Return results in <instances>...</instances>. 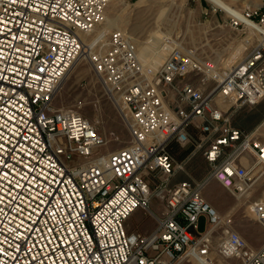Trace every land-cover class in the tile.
Returning <instances> with one entry per match:
<instances>
[{
    "label": "built area",
    "instance_id": "obj_1",
    "mask_svg": "<svg viewBox=\"0 0 264 264\" xmlns=\"http://www.w3.org/2000/svg\"><path fill=\"white\" fill-rule=\"evenodd\" d=\"M109 3L0 0V264H182L190 254L212 264L218 233L225 264H264V244L249 245L203 192L215 178L244 196L264 178V135L233 118L264 100V0L229 14L232 28L254 23L259 34L231 66L172 33L164 60L147 62L118 27L87 52L81 33L102 24ZM86 52L130 131L112 151L80 105H54ZM173 143L203 155L209 175L169 184L187 164ZM139 208L156 219L148 233L128 228ZM251 210L264 225V197Z\"/></svg>",
    "mask_w": 264,
    "mask_h": 264
},
{
    "label": "rangeland",
    "instance_id": "obj_2",
    "mask_svg": "<svg viewBox=\"0 0 264 264\" xmlns=\"http://www.w3.org/2000/svg\"><path fill=\"white\" fill-rule=\"evenodd\" d=\"M260 3L261 0H110L105 13L118 19L119 24L112 25V28L126 30L140 47L148 51L150 58L145 60L147 62H150L151 58H154L156 64L164 60L170 46L162 44V36L172 33L182 38L187 45L197 46L203 56L213 57L220 60L224 66H231L249 52L258 37L253 40L255 30L232 28L229 25V14L239 12L244 7L258 6ZM104 26L103 21L92 31L93 36L90 38L99 34ZM110 29L108 28V31ZM244 38L249 39L250 43L241 52L238 49L245 41ZM79 58L71 67L55 97L54 105H80L82 113L106 137L108 142L104 151L126 146L131 140V135L117 100L107 93L88 58ZM233 118L236 125L245 129L259 128V133L264 135V100L252 108H240ZM173 150L177 162L187 159L188 163L184 169L177 170L176 175L198 181L209 175V164L203 155L198 153L190 156V148L178 143L172 145V153ZM154 180L157 181L156 178ZM203 192L208 202L222 217L230 219L232 227L249 245L258 248L264 244V225L254 217L251 210L255 200L264 197V178L257 182L248 198L237 197L231 189L215 178L207 180ZM230 204L236 206L229 210ZM159 205L158 200H153V208L156 209ZM135 212L127 222L128 227L133 223L139 229L151 223L152 217L147 210L139 208ZM207 226L206 217L203 215L199 219L198 231H205ZM220 238L221 233H218L212 241V253L216 258L214 264L225 262L218 252ZM199 263L198 258L191 254L182 262Z\"/></svg>",
    "mask_w": 264,
    "mask_h": 264
},
{
    "label": "bare ground",
    "instance_id": "obj_3",
    "mask_svg": "<svg viewBox=\"0 0 264 264\" xmlns=\"http://www.w3.org/2000/svg\"><path fill=\"white\" fill-rule=\"evenodd\" d=\"M111 16V15H110ZM108 14H106L105 13V15H104V18H103V21H104V23H105V26L101 29V31L99 32V34H97L96 36H94L92 39L90 38L91 36H93V33H92V31H89V32H82L81 33V37H82V39H83V41H84V43H85V49H86V51L88 52V51H90L91 50V48H93V46L95 47V45L97 46H99V45H101V48H104L105 46H106V41H107V39H106V33H107V31H108V28H112V27H114V26H112V25H116V24H119V22H118V19L116 20V19H114V18H112V17H110ZM250 29L251 30H255V24L254 23H251L250 24V27H249V31H250ZM256 31V30H255ZM256 34H255V36L253 37V40H254V38L255 37H258L259 36V34L257 33V32H255ZM248 37V36H247ZM247 37H245V38H247ZM244 38V39H245ZM251 39V38H250ZM136 42V41H135ZM249 43H250V40L249 39H245V41L244 42H242V44H241V46L239 47V49L238 50H240L241 52H242V50L245 48V46L247 45H249ZM136 44H137V46H138V51H139V54H140V56L142 57V59L143 60H146L149 56H148V51H146L144 48H142V47H140L139 45H138V43L136 42ZM87 52L86 53H83L81 56H83V58H88V55H87ZM238 52V51H237ZM238 55V54H237ZM80 56V57H81ZM233 56V55H232ZM231 56V57H232ZM150 58V57H149ZM233 58V57H232ZM80 59V58H79ZM152 60H150V62L151 63H153V64H156L155 63V60H154V58H151ZM237 60V59H236ZM79 62V61H78ZM159 64V63H158ZM74 65V64H73ZM72 65V66H73ZM76 66V65H75ZM71 69V68H70ZM70 71V70H69ZM69 73V72H68ZM68 75V74H67ZM66 78H67V76H66ZM65 78V79H66ZM65 81V80H64ZM61 89V88H60ZM60 91V90H59ZM234 194L237 196V197H241V198H248L250 195H251V192L250 193H247V194H245L244 196H241L239 193H237V192H234ZM218 212V211H217ZM219 213V212H218ZM215 236V235H214ZM221 256V255H220ZM222 257V256H221ZM222 258H224V257H222ZM211 259L213 260V264L216 262V258H215V256L213 255V253H211ZM199 260V259H198ZM218 260V259H217ZM224 264L225 263H227L228 262V259H226V258H224ZM199 262L201 263V264H208L209 262L211 263V260L207 263H204V262H202V261H200L199 260ZM199 263V264H200ZM219 264V263H218Z\"/></svg>",
    "mask_w": 264,
    "mask_h": 264
},
{
    "label": "crops",
    "instance_id": "obj_4",
    "mask_svg": "<svg viewBox=\"0 0 264 264\" xmlns=\"http://www.w3.org/2000/svg\"><path fill=\"white\" fill-rule=\"evenodd\" d=\"M172 145H174V143L172 144ZM172 147V146H171ZM173 154H174V150H173ZM183 161V160H182ZM182 161H180V162H182ZM188 164V163H187ZM186 164V165H187ZM186 165H185V167H186ZM184 167V168H185ZM184 179H187V178H184L183 177V175H174L171 179H170V183L169 184H174V183H176V182H179V181H181V180H184ZM236 206V205H235ZM234 205H232V204H230V209L229 210H231L232 209V207H235ZM155 209V208H154ZM155 211H156V213H158V214H160L161 213V208H160V206H158L156 209H155ZM162 211H163V208H162ZM134 213H136V212H134ZM133 213V214H134ZM133 214L130 216V218L128 219V221L132 218V216H133ZM149 216H151V215H149ZM152 217V220H151V223L149 224V225H147L146 227H139V229L137 228V227H135L134 225H133V223H132V226L131 227H128L129 229H138V230H141V231H143V232H145V233H148V232H150V231H152L153 229H154V227H155V224H156V219H155V217H153V216H151ZM127 221V222H128ZM141 228V229H140Z\"/></svg>",
    "mask_w": 264,
    "mask_h": 264
}]
</instances>
